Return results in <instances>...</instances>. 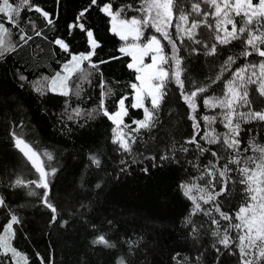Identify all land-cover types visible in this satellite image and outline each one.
<instances>
[{
  "label": "trees",
  "instance_id": "16d2710c",
  "mask_svg": "<svg viewBox=\"0 0 264 264\" xmlns=\"http://www.w3.org/2000/svg\"><path fill=\"white\" fill-rule=\"evenodd\" d=\"M12 2L21 9L22 31L32 39L25 43L19 39L20 30L6 25L11 35L4 36L3 48L12 45L15 50L6 51L0 57V197L7 205L0 208V225L5 224L11 214L18 217L20 222L13 226L12 244L28 257L27 264H41V259L46 264H117L121 257L125 264H241L238 249L231 246L225 249L218 241L229 223L221 219L220 212L235 213L244 202V186L230 181L227 196L208 203L200 199L201 193L194 188L192 195L200 204L196 209L195 203L184 195L181 185L195 184L211 192V185L206 183L210 177L205 175L203 180L199 177L205 173L208 161L216 159L210 153L201 154L195 145L186 143L194 134L193 120L189 117L196 115L200 120L205 115L216 116L215 123L200 120L201 133L213 129L216 134L227 133L228 129L221 123L222 110L205 107L203 98L220 96L225 90V82L233 79L232 73L237 68L264 58L242 56L245 46L239 40L218 45L216 54L208 55V49L194 40L207 43L210 49L216 33L201 25L195 29L194 40H189L187 35L176 30L175 25L181 21L174 17L167 30L176 42V56L181 60L183 91L191 93L203 85L210 87L206 92L198 93L195 98L197 109L193 113L171 75L175 63L169 59L164 64L169 70L166 95L156 110L152 126L130 133V129L137 127L132 121L143 119V109L129 108V115L124 117V124L129 126L124 127V136L131 147V151H124L118 143L112 142L116 126L99 110L101 95L108 93V89L111 93L103 99L110 113L117 110L116 101L121 96L128 97L126 106L130 104L134 99L130 85L137 83L136 73L127 67L132 62L131 56L119 51L124 41L112 31L111 17L93 5L78 21L77 17L89 6L90 0H30L31 5L49 14L47 19L35 10L29 11L21 0ZM109 2L114 11L126 5L140 6L139 0H97L100 6ZM195 2L198 0H176V6L191 12ZM200 7L202 11H212L202 3ZM139 15L125 8L121 17ZM194 16V13L189 16L190 23ZM235 19L239 28L240 17ZM208 22L216 23L211 16ZM79 23H84L85 28L93 32V39L98 44L95 54L90 60H84L81 69L70 77L71 88L67 96L53 92L49 87L37 91V80L52 79L62 72L63 65L72 55L92 51L86 31L75 26ZM223 26L222 22V36L225 35ZM226 27L231 30V25ZM143 31L145 36L158 35L164 54L172 57V46L160 33L154 28ZM57 39L68 46L67 50L55 43ZM140 42L147 41L141 37ZM229 56L234 58V63H225ZM21 75L27 79L20 80ZM78 75L81 78L75 81ZM217 76L220 79L212 84ZM247 87L253 109L264 108V97L255 91L258 85ZM146 106L150 107L147 100ZM240 110L245 112L247 108L240 107ZM240 123L241 148L247 146L253 136L256 143L264 145V123ZM248 128L253 132L248 133ZM13 134L22 137L40 154L48 173V189L36 188L34 184L13 186L17 178L26 183L39 179L31 162L14 147ZM197 140L203 147L231 158L220 144H208L199 136ZM184 148L188 151H183ZM45 153L51 154L52 159L49 160ZM162 155L170 158L161 160ZM238 155L258 156L259 153L250 150ZM93 156L99 160V166L91 159ZM224 162L221 159L217 168ZM229 175L239 180L238 173ZM45 191L48 201L57 209L55 222L51 220L54 215L51 209L42 201ZM32 192L36 194L30 195ZM217 204L220 212L216 211ZM213 219L219 220V225L213 224ZM188 220L193 223H187ZM193 225L197 232H193ZM213 232L219 235H213ZM230 232L235 236V232ZM100 234L116 246L108 248L93 244ZM216 248L220 249L219 253ZM2 252L0 249V259H7Z\"/></svg>",
  "mask_w": 264,
  "mask_h": 264
},
{
  "label": "snow or ice",
  "instance_id": "6c2138e0",
  "mask_svg": "<svg viewBox=\"0 0 264 264\" xmlns=\"http://www.w3.org/2000/svg\"><path fill=\"white\" fill-rule=\"evenodd\" d=\"M21 3L28 8L29 11L35 10L41 13L46 19L49 17L47 12H44L41 8L30 4V0H21ZM207 5L212 11L201 10L200 5ZM139 7L133 8L132 5H126L118 10H113V4L111 2L105 3L103 6L98 5L97 0H90L88 7H85L77 17L80 21L84 18L91 6L96 5L98 9L111 17L112 31L119 35L121 40H127L129 36H132L133 41H139L141 37L147 41L142 44H132L128 47H121L119 51L125 55L131 56L132 62L127 64V67L133 69L136 73L135 81L138 83H131L130 87L134 90V99L130 104L126 106L125 101L127 96H121L116 104L117 110L109 112L104 104V95L110 94L111 89H108V93H102L99 110L116 126L113 128L114 139L113 143H118L124 151H131L130 143L124 139L123 128L129 127L124 124V117L129 115L128 109H143V119L132 123L136 124L135 129H130V133L139 131L141 128H149L152 126L156 110L160 107V102L166 95L167 81L169 78V70H166L163 65L167 64L169 59H172L175 63V70L171 75L175 77V83L181 90V96L188 106L192 109L193 113L196 112L197 104L195 98L198 93L202 94L208 90L210 85H203L197 87L195 91L187 93L183 91L184 81L180 79L181 60L176 56L178 51L176 42L168 32V28L171 26L173 18H177L181 22L187 23L189 16L194 13L190 27L187 29H181L180 24H176L175 28L179 31H185L189 40H194L193 30L201 27H207L213 30L215 35V43L209 46L207 43L201 40H194L197 44H202L203 48L208 49V55H215L218 45L231 44L233 40H239L245 46V50L241 53L245 58L250 56H258L264 58V0H198V2L192 3L191 12H186L183 8L176 6V0H139ZM125 8L138 12L139 16H133L131 18L122 19L121 14L125 12ZM175 8V12H174ZM21 9L19 6H14L12 0H2L0 2V48L5 45V35H11L10 28L6 25H10L11 28L20 30L19 39L27 43L32 39L31 36L23 32L19 23ZM234 13V15H233ZM211 16L215 21V25L208 22V17ZM196 17H203L202 19H196ZM236 17H240V27H237ZM224 25H231L229 31L227 27H224L223 31L225 35H220L221 23ZM48 23L51 24V19H48ZM81 31H86L89 42L92 46V51L88 54L72 55L71 61L63 65L64 71L67 73L65 76H61L57 73L55 78L50 81V90L56 91L57 81H62L64 90L60 92L61 95L67 96L69 91L67 89V80L70 79L72 73L78 68L79 62L83 60H90L91 56L95 54V49L98 47L97 42L92 38L93 32L85 28L84 23L75 25ZM154 28L157 33H160L164 40H167L168 44L172 46L173 55L168 57L164 54V46L161 44V40L156 35L145 36L143 29ZM40 35L39 32L36 33ZM61 48L67 50V45L57 39L55 41ZM183 43V39H181ZM250 49V50H249ZM14 46L9 45L8 48H3L0 51V57H3L4 52L14 51ZM196 51V49H192ZM151 54V63H144V57ZM114 57L113 59H115ZM75 62V63H74ZM106 61H101L105 63ZM234 63V58L229 56L226 64ZM95 67V65H93ZM258 69V71H257ZM250 72V75H249ZM233 79L225 82V90L222 91L220 96L204 97L203 105L208 108L221 109L220 115L222 116L221 123L228 129L227 133L222 135L216 134L213 129L207 133H201L200 120L209 124L216 122V116H202L200 120L196 115H191L189 118L193 120L194 134L189 138L186 143L196 146L198 151L203 153H210L212 157L216 158L215 161L209 160L205 165V173L202 174L199 179L203 180L204 176L210 177L206 181L208 185H211L212 191H207L206 188H200L198 185L184 183L181 188L184 190V195L188 199L195 203L196 209L200 208V204L196 202V198L192 195V191L196 188L200 193V199L208 203L215 200L217 197H226L230 191L229 182H238L243 185V193L245 196L244 202L238 207L233 214L220 212V206L217 204L216 211L220 212V217L223 220L229 221L228 225L224 227V235L219 239L218 243L223 245L225 249L231 247L238 249V254L241 259V264H264V145L256 143L254 136L248 140L247 146L241 148V123L251 124L253 122L264 123V108L255 110L252 107V101L249 99L248 85H258L255 91L260 97H264V59L259 60L257 63L249 62L247 65L237 68L232 73ZM255 77V79H253ZM20 80H26L27 78L21 75ZM212 80L214 84L219 80ZM23 87V84H21ZM103 88V84H101ZM37 91H42L41 88H37ZM79 93H77L78 95ZM150 102V107L146 106L145 101ZM247 108V111L240 112L238 108ZM79 115V111L76 112ZM71 119V117H69ZM248 133H252L253 129L248 128ZM197 136L201 140H205L208 144H220L225 153L230 155L231 158H227L225 155H219L216 151H212L209 148L203 147L197 140ZM14 147L18 149L28 161L31 162L32 167L37 173H39V179L33 181H27V183L17 178L14 187H26L27 184H34L36 188L48 189L49 183L47 180L48 173L43 166L40 154L34 150L28 142L22 137L13 134ZM132 142H135L134 140ZM183 151L187 152L188 149L184 148ZM259 153L258 156H245L240 157V152L247 153L249 151ZM49 160L52 159L51 154L45 153ZM170 157L162 155L161 160H167ZM93 162L99 166V160L94 156L91 157ZM155 159V158H153ZM223 159L225 162L217 168L219 161ZM235 165L236 167H230ZM155 166V165H154ZM55 171V170H53ZM148 171L147 168L144 169ZM236 172L239 174V180L236 181L229 174ZM217 185L219 189L217 190ZM35 195V192L29 193ZM207 196V199H205ZM43 203L51 209L54 214L51 218L52 222L56 221V207L48 201V192L42 193ZM7 207L3 197H0V208ZM194 214V213H193ZM238 221V222H233ZM20 221L15 214H11L10 218L3 225H0V231L4 234L0 235V249L3 250L2 256L7 259H0V264H27L28 257L21 254L15 247L12 246L11 240L14 238L13 226ZM66 223V222H65ZM111 223V222H109ZM187 223L192 224L191 220ZM213 224L219 225V220L213 219ZM63 226V225H62ZM94 227V226H93ZM235 232V236L231 235V232ZM198 229L193 225V232H197ZM213 235H219L218 232H213ZM93 244H101L108 248H114L116 245L108 240L104 234H100L96 239L92 241ZM215 247V245H213ZM217 253L220 252L219 248H216ZM10 253V256H9ZM235 254V253H233ZM175 259V257H174ZM199 259V257H197ZM41 264H46L41 259ZM117 264H125V260L121 257Z\"/></svg>",
  "mask_w": 264,
  "mask_h": 264
},
{
  "label": "rangeland",
  "instance_id": "374dc122",
  "mask_svg": "<svg viewBox=\"0 0 264 264\" xmlns=\"http://www.w3.org/2000/svg\"><path fill=\"white\" fill-rule=\"evenodd\" d=\"M122 18V17H121ZM122 19H127V18H122ZM111 24H112V20H111ZM190 22L188 21L187 23H185V22H180V26H181V29H187L188 27H190ZM224 25V24H223ZM227 25H224L223 27H226ZM195 32V30H193V33ZM181 34L182 35H186V32L185 31H181ZM157 36V38L158 39H160L161 40V38L158 36V35H156ZM93 38V37H92ZM124 41V46L123 47H128V46H130V45H132V44H142L141 42H140V40L139 41H133V39H132V36H129L128 37V39L127 40H123ZM161 44H162V41H161ZM78 56V55H77ZM71 61V60H70ZM84 61V60H83ZM83 61H80L79 62V66H78V68L72 73V75H74L79 69H81V67H82V63H83ZM75 63V62H74ZM144 63H151V54H149L148 56H145L144 57ZM163 67L166 69V67H165V65H163ZM167 70V69H166ZM57 75V74H56ZM56 75L54 76V77H52V78H55L56 77ZM60 75L61 76H65V75H67V73L64 71V69L62 70V72H60ZM71 75V76H72ZM81 77L78 75L77 76V78H75V81H77L78 79H80ZM52 79L51 78H49V77H43V78H40L39 80H37L36 81V86H38V87H51V84H50V81H51ZM63 83L64 82H62V81H57V84H56V91L55 92H58V93H60L61 91H63L64 90V88H63ZM67 89H68V91L70 90V88H71V82L69 81V80H67ZM138 83V82H137ZM145 104H146V101H145ZM238 111H240V112H243V111H241L240 110V108H238ZM124 119V118H123ZM241 122V121H240ZM122 128H123V133H124V127H123V125L121 126ZM124 139H125V136H124ZM126 140V139H125ZM4 233L2 232L0 235H3ZM11 244H12V240H11ZM12 246H13V244H12ZM14 247V246H13ZM19 251V250H18ZM20 252V251H19ZM21 253V252H20ZM10 254V253H9ZM21 254H23V253H21ZM23 255H25V254H23ZM20 264H23V261H21L20 262Z\"/></svg>",
  "mask_w": 264,
  "mask_h": 264
}]
</instances>
